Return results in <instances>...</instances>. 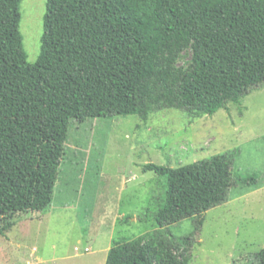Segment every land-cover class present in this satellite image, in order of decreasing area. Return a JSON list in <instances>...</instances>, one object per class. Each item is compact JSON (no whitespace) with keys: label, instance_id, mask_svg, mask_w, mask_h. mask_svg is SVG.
<instances>
[{"label":"trees","instance_id":"trees-1","mask_svg":"<svg viewBox=\"0 0 264 264\" xmlns=\"http://www.w3.org/2000/svg\"><path fill=\"white\" fill-rule=\"evenodd\" d=\"M21 3L0 0L1 235L19 214L45 213L52 203L61 151L29 159L30 146L46 144L48 125H64L66 138L73 122L91 118L145 120L163 108L213 115L264 86V0H47L35 63L20 30ZM187 48L191 63L177 66ZM212 168L214 177L178 190L181 174L147 163L144 171L169 180L158 229L112 246L106 264H188L195 235L175 236L171 226L187 218L201 226L232 187L258 184L256 174L232 176L219 159ZM256 264H264V248Z\"/></svg>","mask_w":264,"mask_h":264},{"label":"rangeland","instance_id":"rangeland-1","mask_svg":"<svg viewBox=\"0 0 264 264\" xmlns=\"http://www.w3.org/2000/svg\"><path fill=\"white\" fill-rule=\"evenodd\" d=\"M46 2L21 3L30 63L41 52ZM192 58L187 48L176 64L187 67ZM44 135L46 144L30 146L29 159L61 151L52 203L45 213L19 214L11 230L0 234V264H106L112 246L158 229L155 215L169 180L144 171L147 163L181 174L176 186L182 190L191 178L214 177L216 159L229 165L232 176L256 174L258 184L232 187L229 200L210 209L201 226L187 218L171 226L172 234L195 235L188 264L258 262L264 248V86L213 115L163 108L145 120L132 114L75 121L66 138L64 125L55 123ZM20 142H28L25 135Z\"/></svg>","mask_w":264,"mask_h":264}]
</instances>
